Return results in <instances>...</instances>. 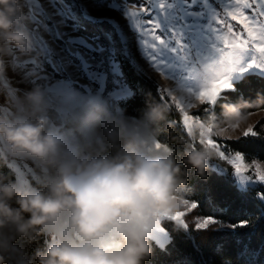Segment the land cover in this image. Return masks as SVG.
Returning <instances> with one entry per match:
<instances>
[{"label": "clouds", "instance_id": "clouds-1", "mask_svg": "<svg viewBox=\"0 0 264 264\" xmlns=\"http://www.w3.org/2000/svg\"><path fill=\"white\" fill-rule=\"evenodd\" d=\"M19 11V0H0V41L27 53L29 37L15 27ZM31 96L38 101L43 93L37 88ZM48 125L43 116L0 115V137L13 155L38 158L55 169L43 182L46 191L15 180L0 183V230L14 224L29 240L55 233L46 250H36L39 264H143L152 253L154 213L181 207L173 198L183 182L181 166L170 154L155 155L143 146L118 160L80 162L69 158L62 135ZM209 155L192 151L188 158L203 172ZM5 260L0 251V264Z\"/></svg>", "mask_w": 264, "mask_h": 264}, {"label": "trees", "instance_id": "trees-1", "mask_svg": "<svg viewBox=\"0 0 264 264\" xmlns=\"http://www.w3.org/2000/svg\"><path fill=\"white\" fill-rule=\"evenodd\" d=\"M122 75L129 73L128 62L119 60ZM141 71H144L140 69ZM134 89L131 96L120 97L116 104L124 115L133 117L145 125L151 135L166 150L153 153L155 155H171L176 164L181 166L178 174L183 181L174 196L184 200L197 199L201 207L187 217L191 224L194 218L216 216L222 221L208 231L189 234L183 227L169 219H163V226L173 235V242L162 247L149 237L152 247L151 255L143 264H264V204L257 201L255 193L243 195L237 191L228 176L214 173V165H218L231 173V168L215 151L206 150L195 133H189L185 127L183 114L174 105V100L165 98L163 86L148 72L134 78ZM239 92L224 98L217 97L214 106H208L204 112L203 105L193 110L192 114L205 121L213 118L216 128L240 120L242 117L261 111L252 129L258 132L256 137L221 140L229 141L231 151L238 148L245 150L251 159H264V78L259 74L252 75L238 85ZM169 95V94H167ZM87 101L74 109L70 117L56 129L63 137L64 150L80 162L105 161L121 159L132 147H140L132 135L126 133L117 118L112 101ZM158 110L159 115L154 111ZM243 141L236 145L235 142ZM204 151L209 153L207 167L200 172L189 162V153ZM246 154V155H247ZM15 180L12 159L0 153V183ZM37 188L47 190L43 184ZM256 191H260L256 188ZM13 205H15L13 201ZM27 216V214H25ZM250 223L241 228L235 227L239 221ZM192 237H195L193 240ZM53 240L50 233L36 235L34 240L19 233L14 224L0 230V251L6 256L5 264H39L35 259L37 249L46 250ZM241 245L247 250L241 255Z\"/></svg>", "mask_w": 264, "mask_h": 264}, {"label": "rangeland", "instance_id": "rangeland-1", "mask_svg": "<svg viewBox=\"0 0 264 264\" xmlns=\"http://www.w3.org/2000/svg\"><path fill=\"white\" fill-rule=\"evenodd\" d=\"M197 2L199 4L193 6L191 10L197 13L202 11L205 15H197L187 21L193 25L188 58L177 59L176 70L172 73H160L159 75L151 71L148 73L159 81L165 92L172 96L174 101L178 102L180 99L190 101V103H186L183 111H180L183 114L182 122L189 133H195L200 142L204 141L206 150L215 151L220 156V151L209 146L206 141L210 138H238L252 129L263 113L255 111L227 127L216 128L212 117L202 121L193 115L192 111L202 105L199 93L211 95L218 90V81L227 78L235 80L240 69L250 65L255 56V50L247 43H242L240 31L235 29L230 22L225 27L221 22L226 18L225 13L221 10H216L215 13L216 5L212 0H209L207 6L202 3V0H197ZM61 3L64 6L56 8V15H69L72 11L71 8L65 3V0H61ZM19 7L22 11L17 13L15 27L28 35L30 51L25 53L14 43L0 41V57L4 62L3 68L0 69V115L10 117L23 115L32 119L43 116L48 119V126L56 130L77 107L87 101L107 103L105 97H108L112 101L113 109L126 133L132 135L141 146L147 148L151 153L163 152V149H166L151 135L144 124L133 117L124 115L116 104L120 97L125 96L122 94L123 89L119 86L120 81L117 79L122 75L119 60L113 61L112 57H108L104 46L101 45L93 49L99 53V63L95 65V68L102 69L105 58H107L110 71L94 70L93 65L86 58L90 54L81 55L80 52H77L76 55L80 59L78 68L82 69V72L65 75L62 71L61 61H56L53 64L55 71L47 68L42 60L43 50L37 48L35 37H40L45 41L42 46L47 47L46 38L42 36V32L51 31L45 23L46 20L52 18L49 0H43V6L41 0H19ZM232 11L240 13L241 9L234 8ZM232 11H229L228 15H232ZM108 15H115V13ZM253 16L256 18L255 14ZM72 18H75L74 14H72ZM236 18L232 15V19ZM239 22L243 24L242 20ZM61 23L63 22L61 21ZM32 24H34L33 28ZM244 27L247 29L248 26L244 25ZM89 31L103 32V28H89ZM185 42H187V37H185ZM87 47H91V45H87ZM112 52L114 55L115 49ZM27 62H31V64ZM21 66L28 68L23 76L17 72ZM252 71L260 73L258 68ZM12 73H16V75ZM37 88L43 93L42 99L38 101L31 96V93ZM189 91L196 95H189ZM186 116L191 118L186 121ZM0 153L10 156L12 159L15 181L22 187H37L36 184H43L47 178L55 175V169L38 158L13 155L2 137H0ZM173 198L180 202V208L171 211L158 209L154 213L155 223L149 237L158 246L160 243L156 237L160 236V230L168 232L163 226L162 220L169 219L181 226L180 222L175 219L176 214L187 210L188 200L177 196ZM50 235L53 240L56 239L55 233H50ZM76 238L79 239L78 236ZM106 243L111 246L112 241Z\"/></svg>", "mask_w": 264, "mask_h": 264}, {"label": "snow or ice", "instance_id": "snow-or-ice-1", "mask_svg": "<svg viewBox=\"0 0 264 264\" xmlns=\"http://www.w3.org/2000/svg\"><path fill=\"white\" fill-rule=\"evenodd\" d=\"M212 2L216 5L215 13L216 10L225 13L226 18L221 22L225 27L230 22L235 29L239 30L242 43L253 47L255 56L248 67L240 69L235 80L227 78L218 81L219 88L211 95L198 94L202 98L205 111L208 110V106L216 105L217 97L224 98L232 94L234 90L239 92L238 85L256 74L252 71L253 69L258 68L260 77L264 78V0H212ZM65 3L71 8V13L66 16H57L56 8L64 5L61 0H49L52 18L46 20L45 23L51 31L42 32V36L46 38L47 47L42 46L45 41L40 37H35L37 48L43 50L44 53L43 63L47 68L55 71L53 64L61 61L65 75L82 72V69L78 68L80 59L76 55L80 52L81 55L90 54L86 58L89 59L94 70L110 71L107 58H105L102 69L95 68V65L99 63V53L93 49L103 45L107 56L112 57L113 61L123 58L128 62L131 71L117 77L120 81L119 86L123 89L122 94L127 96L133 94L136 76H143L148 71L155 72L157 75L172 73L176 70L177 59L188 58L193 25L187 21L194 16L205 15L202 11L197 13L191 10L193 6L199 4L197 0H65ZM202 3L207 6L209 0H202ZM41 4L43 6V0ZM234 8H240V13L232 11ZM229 11H232V15L237 18L232 19V15H228ZM109 13H115V15H108ZM72 14L75 18H72ZM241 20L243 24L239 22ZM244 25L248 26L247 29ZM33 27L34 24H32ZM89 28H103V32H90ZM58 32L61 34L58 35ZM185 37H187V42H185ZM113 49H115L114 55ZM27 63L31 64V62ZM141 68L144 71H141ZM27 71L28 68L23 66L17 69L21 76ZM12 74L16 75V73ZM160 91L163 92L164 89ZM189 95L196 94L189 91ZM165 98L173 99L167 94ZM186 103L190 101L185 99L174 101L179 111H183ZM193 115H198V113ZM190 118L186 116L185 120ZM257 135L258 132L254 129H249L244 133L245 138ZM242 142H235V147ZM206 143L217 148L220 151L219 158L231 168V173H229L224 168L214 165V173L218 176L230 177L238 192L243 195L254 192V198L264 204V159H251L245 150L238 147L236 148L239 150L231 151L228 147L229 141L220 138H210ZM256 188L260 191H256ZM200 207L201 202L193 199L187 202L186 211L176 214L175 219L189 234L191 232L199 234L212 229L215 225L222 224L220 218L216 216L196 217L190 224L187 217ZM249 223L248 220H241L233 228L237 226L243 228ZM156 238L162 247L173 242V235L163 229L160 230V236ZM192 239L194 240L195 237ZM240 251L243 255L247 250L241 245Z\"/></svg>", "mask_w": 264, "mask_h": 264}, {"label": "crops", "instance_id": "crops-1", "mask_svg": "<svg viewBox=\"0 0 264 264\" xmlns=\"http://www.w3.org/2000/svg\"><path fill=\"white\" fill-rule=\"evenodd\" d=\"M164 151L166 150V149H163Z\"/></svg>", "mask_w": 264, "mask_h": 264}]
</instances>
